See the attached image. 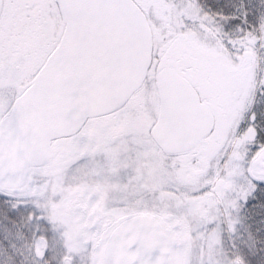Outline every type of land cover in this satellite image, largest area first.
Listing matches in <instances>:
<instances>
[{
  "label": "snow or ice",
  "instance_id": "snow-or-ice-1",
  "mask_svg": "<svg viewBox=\"0 0 264 264\" xmlns=\"http://www.w3.org/2000/svg\"><path fill=\"white\" fill-rule=\"evenodd\" d=\"M0 264H264V0H0Z\"/></svg>",
  "mask_w": 264,
  "mask_h": 264
}]
</instances>
